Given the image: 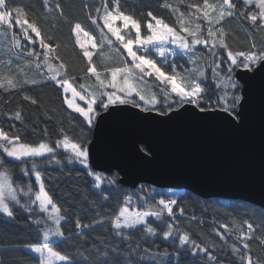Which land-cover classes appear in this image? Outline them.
Returning <instances> with one entry per match:
<instances>
[{
    "label": "snow or ice",
    "instance_id": "6c2138e0",
    "mask_svg": "<svg viewBox=\"0 0 264 264\" xmlns=\"http://www.w3.org/2000/svg\"><path fill=\"white\" fill-rule=\"evenodd\" d=\"M43 7L49 14L58 13L63 16L59 0H43ZM163 7L171 8L179 14L178 27L166 23L149 11L147 15L151 19L145 33L134 14H126L122 10L121 0H102L101 5L95 9V15L89 12V20L100 31L99 42L84 30L81 23L75 22L72 28L75 44L79 46L82 58L86 61L85 76L82 78L85 83L77 85L76 77L69 76L68 66L58 54L60 45L52 36L44 33L38 22L29 16L26 7L15 0H0V34L7 38L5 52L0 55V66L8 68L6 74L0 73V89L21 91L29 83L35 85V78L30 81L25 78L26 70L34 68L37 75L46 77L47 81L62 90L63 104L82 118L83 125L89 130L97 127L98 119L105 120L130 109L138 110L133 114L136 120L156 124L187 120L194 123L219 122L229 129L243 127L250 99L249 84L257 76L262 78L264 84V47L257 48L252 43L247 50H233L227 43V32L223 24L228 18L239 15L249 22L252 29L264 31V0H203L202 4L192 0L187 5V14L167 2ZM117 22H120L119 26ZM81 33L87 39L82 40ZM21 36L27 46L21 43ZM37 46L40 51H37ZM105 47L115 48V53L114 57H108L113 62L105 65L101 71L94 61L97 53L93 50L99 49V54L103 56ZM198 48L205 50L207 58L197 55ZM176 50L188 57L185 63L191 64L190 68L181 66L178 70L174 59ZM123 53L126 56L121 60L119 57ZM170 57L173 59L169 63ZM14 61L27 63L24 67L18 64L14 73L11 69ZM148 78H151L152 85ZM89 80L93 82L87 83ZM153 86L156 90H153ZM23 99L33 105L38 103L27 94L23 95ZM6 115L10 120L23 122L21 111ZM71 132L69 136L68 130L61 126L54 141L41 139L36 143H28L22 140L21 135H10L0 127V216L13 220L18 208L31 214L35 211L33 205L38 206L40 213L46 214L34 218L42 234V242L38 239L36 243L27 245L37 255L38 264H77L74 257L57 250V245L69 239L61 227L65 215L45 189L38 168L42 159L38 158L57 165L79 163L89 169L88 175L92 178L94 189L101 190L97 194L104 200L109 199V196L104 195L105 192L123 183L119 179V172H114L112 168L100 171L91 168L89 159L94 146L92 141L82 134L78 135L75 125L71 127ZM44 135L47 137V129ZM136 154L148 163L156 158V153L145 141L138 142ZM13 162L24 165L21 170L24 177L34 175L39 185L34 198L31 183L21 185L14 179V170L8 167ZM140 191H144L142 187ZM156 196H159L158 200ZM156 196L145 195L142 198L145 204L149 200L156 202L157 206L148 210L132 209L133 195L125 196L124 206L119 208L111 221L114 239L118 237L122 242L130 235L127 230L156 235L157 228L150 223V217L159 222L164 220L165 215L172 221L177 219L174 209L184 197L175 194ZM137 199L141 197L137 195ZM179 211L181 215L184 214L182 207ZM256 211L253 210L254 214ZM30 219H33L31 215ZM244 223L246 230L221 224L220 229L223 231L217 230V235L221 239H225L226 233L235 235L236 242L231 251L238 264H264V260L254 258L249 243L256 239L264 246V236H256L254 225L247 220ZM76 227L81 230L78 235H83L84 229L94 230L95 222L82 225L78 219ZM166 227L162 235L168 240L173 237L175 225L168 223ZM177 239L180 249L190 246L193 257L202 254V257H207L209 264H219L209 247L197 243L189 232H178ZM127 251L128 256L124 258L123 264H146L145 257L147 264H157V261L159 264H170L169 260L164 259L169 255L167 252L160 253L157 250L154 255L150 249H140L139 246ZM78 255L82 256L84 264H89L87 257L82 253ZM92 255L95 264H120L122 251L119 244L99 245Z\"/></svg>",
    "mask_w": 264,
    "mask_h": 264
},
{
    "label": "trees",
    "instance_id": "16d2710c",
    "mask_svg": "<svg viewBox=\"0 0 264 264\" xmlns=\"http://www.w3.org/2000/svg\"><path fill=\"white\" fill-rule=\"evenodd\" d=\"M15 2L25 6L29 16L38 22L44 33L52 36L55 42L60 45L57 51L68 66L69 76L76 77L77 85L85 83L82 78L85 76L86 61L82 58L79 46L75 44L72 28L75 22H79L90 35H98L99 29L91 23L88 17L89 12L92 15L96 14L95 9L101 5L102 0H59L63 16L58 13H47L43 7V0H15ZM165 2L173 7H179L187 14L189 11L187 5L192 0H184L183 3L180 0H121V6L126 14H134V18L138 19L142 25V31L146 33V25L151 19L147 15L149 11L166 23L178 27L177 16L179 14L174 13L171 8L163 7ZM194 2L202 4L203 0H194ZM223 27L227 32V43L233 50H247L252 43H255L257 48L264 47V31L252 29L249 22L239 15L235 18H228ZM21 43L27 46V42L23 40L22 36ZM6 44L7 38L0 34V55L5 52ZM198 50L207 58L205 50L202 48ZM37 51H40L38 46ZM99 51L98 49L94 51L97 53L94 55V61L103 71L106 65L103 58L107 54L104 53L101 56ZM123 58L124 55H121L120 59ZM172 59V57L169 58V63ZM174 59L178 70L181 66L184 68L190 66L185 63L188 60L185 56L177 55ZM25 63L27 61H14L11 65L12 71L15 73L17 65L24 67ZM26 71L25 78L29 81L35 78L37 80L35 85L29 83L21 91L0 89V127L8 131L10 135L14 133L21 135L25 142L36 143L41 139L54 141L61 126L67 129V134L71 136V127L75 125L76 133L82 134L90 141L93 128L89 130L83 125L82 118L66 108L62 102V90H59L54 83L47 81L46 77L37 75L34 68ZM7 72V67L0 66V73L6 74ZM210 79L209 76V81ZM149 81L152 85L151 78ZM92 82L91 80L87 81L89 84ZM209 88H211L210 83ZM153 90H156L154 86ZM24 94L35 98L38 103L33 105L30 101H25ZM16 111H21L23 122L7 118L6 114H14ZM45 129L48 132L47 137L44 135ZM38 159H42L38 168L45 189L65 215L61 227L69 239L65 243L57 245V250L62 251V254L66 253L74 257L77 264H84L82 256L78 253L87 257L89 264H95L93 250L99 245L108 246L109 244L120 245L122 251L120 264H123L124 258L128 256L127 250H135L137 246L140 249H150L154 255L157 254V250L160 253L167 252L169 255L164 259L169 260L170 264H209L207 257H202V254L193 257L190 254V246L186 249L179 248L177 235L178 232L183 233L184 231L189 232L191 238L197 243L208 246L213 255L217 257L219 264H238L237 258L231 251L233 243L236 242L235 235L226 233L225 239H221L217 235V230L223 231L220 229V225L228 224L230 228L246 230L244 222L247 220L254 225L256 236H264V215L261 214L264 213V207L241 199L203 198L190 191L182 190L179 197H184V199L180 200L178 207L174 209L177 217L175 221L166 215L162 222L155 221V218L150 217V223L157 228L156 235H149L144 231L127 230L130 235H127L121 242L118 237L114 239L111 221L118 213L119 208L124 206L126 195H133V203L130 206L132 209L148 210L157 205L154 200H149L146 204L143 203L142 198L145 195L162 194L167 196L168 190L178 189L159 188L147 183H141L136 189H132L117 184L104 193L109 196V199L104 200L97 194L101 190L94 189L92 178L88 175L89 169L79 163L57 165L55 162L48 163L47 159ZM8 167L14 170V179L17 183L21 185L31 183L34 198L35 193L39 190L34 175L29 174L24 177L21 171L24 165L19 162H13ZM28 167L30 168L31 165L29 164ZM141 187L143 192L140 191ZM137 195L141 199H137ZM156 199L158 200L159 196H156ZM33 207L35 211L31 214L18 208L13 220L0 216V264H38V257L28 250L27 245L36 243L38 239L42 241V234L39 233L34 218L45 216V214L39 212L38 206ZM181 207L184 209L183 215L179 211ZM254 209L257 210L256 214L253 212ZM30 215L33 219H30ZM78 219L82 225L95 222L94 230L84 229V234L78 235L81 231L76 227ZM168 223H173L175 227L173 237L165 240L162 233L167 230ZM249 243L254 258L264 260V246L256 239ZM178 251L180 252L179 256H177ZM145 262L147 264V257H145Z\"/></svg>",
    "mask_w": 264,
    "mask_h": 264
},
{
    "label": "water",
    "instance_id": "95a60500",
    "mask_svg": "<svg viewBox=\"0 0 264 264\" xmlns=\"http://www.w3.org/2000/svg\"><path fill=\"white\" fill-rule=\"evenodd\" d=\"M246 121L239 129L219 122L183 120L156 124L134 118L137 109L97 120L90 141L91 168H112L122 185L141 183L187 190L203 198L241 199L264 207V84H249ZM106 115V114H103ZM139 141L156 153L150 163L136 154ZM143 147V145H139Z\"/></svg>",
    "mask_w": 264,
    "mask_h": 264
},
{
    "label": "rangeland",
    "instance_id": "374dc122",
    "mask_svg": "<svg viewBox=\"0 0 264 264\" xmlns=\"http://www.w3.org/2000/svg\"><path fill=\"white\" fill-rule=\"evenodd\" d=\"M119 23L120 22H117V26H119ZM153 23H154V21H153ZM104 31H106L107 32V29L106 30H104ZM133 34V36H134V32L132 33ZM100 33H98V35H96V36H94V37H96V40H97V42H99V39H100ZM92 36V35H91ZM82 40H84V39H87V37H85L84 35H83V33H81V37H80ZM90 47V46H89ZM115 50V48H112V49H109L108 47H105L104 48V53L105 54H107L103 59H104V62H105V64L107 65V64H111L113 61L112 60H110V59H108V57L109 56H113L114 57V50ZM199 49V48H198ZM97 50V49H96ZM99 50V49H98ZM93 51H95V50H93ZM113 51V52H112ZM176 52H177V54H176V56L177 55H181L180 53H179V50H176ZM123 55L124 56H126V53H123ZM197 55H201V56H203L202 54H201V52L199 51V50H197ZM186 57V56H185ZM120 58V57H119ZM154 58H155V54H154ZM187 59H188V57H186ZM203 63V62H202ZM190 66L188 67V68H190L191 67V64H189ZM149 79V78H148ZM150 82V81H149ZM150 84V83H149ZM151 85V84H150ZM181 191L182 190H168L167 192H168V194H175L177 197H179V194L181 193ZM33 206H35V205H33ZM44 214V213H43ZM46 215V214H45ZM64 221V220H63ZM63 221L61 222V224L63 223ZM49 224H51V222L49 221L48 222ZM55 239V238H54ZM42 242V241H41ZM28 250H29V248H28ZM30 251V250H29ZM31 252V251H30ZM32 253V252H31ZM34 256H36L37 257V255L36 254H34V253H32Z\"/></svg>",
    "mask_w": 264,
    "mask_h": 264
}]
</instances>
